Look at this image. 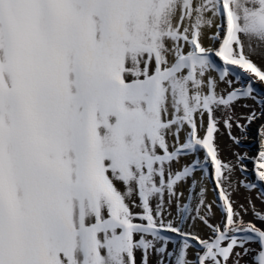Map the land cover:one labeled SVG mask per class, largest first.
<instances>
[{
    "label": "snow or ice",
    "instance_id": "1",
    "mask_svg": "<svg viewBox=\"0 0 264 264\" xmlns=\"http://www.w3.org/2000/svg\"><path fill=\"white\" fill-rule=\"evenodd\" d=\"M261 54L264 0H0V264H264Z\"/></svg>",
    "mask_w": 264,
    "mask_h": 264
},
{
    "label": "bare ground",
    "instance_id": "2",
    "mask_svg": "<svg viewBox=\"0 0 264 264\" xmlns=\"http://www.w3.org/2000/svg\"><path fill=\"white\" fill-rule=\"evenodd\" d=\"M252 59L254 61V63L257 64V66H264V54H261V55H252ZM221 143L224 144V143H227V136L225 135L224 137H222V140H221ZM240 179H242L243 177H239ZM251 195L255 204H256V207L258 210H262L264 209V205L261 204V202L259 200H256L255 197H256V190H253L252 193L250 194L249 192H247L246 190L244 189H240L239 192H236L233 194V199L234 200H237L238 202H245L246 198ZM208 198L211 199V190H209V193H208ZM246 220L247 219H250L249 217H246L245 218Z\"/></svg>",
    "mask_w": 264,
    "mask_h": 264
}]
</instances>
